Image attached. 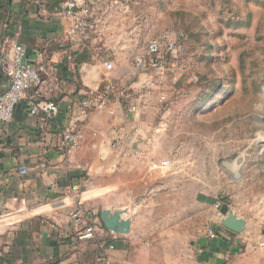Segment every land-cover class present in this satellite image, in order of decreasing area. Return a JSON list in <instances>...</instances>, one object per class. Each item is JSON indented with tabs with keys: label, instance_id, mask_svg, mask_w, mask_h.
<instances>
[{
	"label": "crops",
	"instance_id": "crops-1",
	"mask_svg": "<svg viewBox=\"0 0 264 264\" xmlns=\"http://www.w3.org/2000/svg\"><path fill=\"white\" fill-rule=\"evenodd\" d=\"M89 3L86 6L94 12ZM38 10L33 0H10L8 14L0 20V36L17 33L28 61L36 67L55 63L61 81L55 119L30 117L20 105L11 122L0 124V264H94L97 240L113 245L110 264H264V252L257 247L264 240V220L258 224L240 216L247 229L233 234L216 222L227 212L226 206L216 212V201L198 194L195 178L180 174L160 178L147 171L144 159L123 155L132 139L139 135L144 144L147 132L155 131L151 118L156 98L148 91L153 89L136 97L126 92L138 102L134 114L127 111L129 101L113 98L93 110L84 124L74 125L67 107L110 80V72L94 59L100 46L87 45L93 35L101 38V31L76 43L67 38L68 25L59 15L45 20ZM67 52L78 64L75 73L65 68ZM112 64L117 87L148 82L146 78L136 86L122 80V71L133 67L117 58ZM67 126L80 132L83 140L65 157L57 152L56 143L59 131ZM78 207L89 212L87 221L96 225L93 240L78 239L87 222L72 217ZM198 207L211 217L198 222ZM104 209L125 210L129 233L109 232L101 221ZM208 229L214 230V240L207 237Z\"/></svg>",
	"mask_w": 264,
	"mask_h": 264
},
{
	"label": "rangeland",
	"instance_id": "rangeland-1",
	"mask_svg": "<svg viewBox=\"0 0 264 264\" xmlns=\"http://www.w3.org/2000/svg\"><path fill=\"white\" fill-rule=\"evenodd\" d=\"M88 1L99 18L101 38L93 35L87 45H99L112 63L117 58L132 66L151 38L161 33L183 35L187 53L183 71L158 80L156 93L148 90L156 98L151 118L155 131L147 132L146 139L157 143L156 156L180 163L177 174L196 178L198 194L262 223L264 0L80 3L86 6ZM113 72L114 68L109 79L118 81ZM122 73V80L136 86L151 77L136 70ZM143 84L118 87L136 97L146 90ZM188 162L192 166L186 168ZM208 212L198 207V222L209 219Z\"/></svg>",
	"mask_w": 264,
	"mask_h": 264
},
{
	"label": "built area",
	"instance_id": "built-area-1",
	"mask_svg": "<svg viewBox=\"0 0 264 264\" xmlns=\"http://www.w3.org/2000/svg\"><path fill=\"white\" fill-rule=\"evenodd\" d=\"M33 1L39 8L38 16L48 20L53 14H57L67 23L65 34L69 40L82 43L97 33L99 20L90 8L80 3V0H64L50 12L45 8L43 0ZM183 40L182 34L161 33L151 38L142 51L135 56L132 62L133 69L148 74V76L151 74L148 82L143 84L145 88L158 89V80L183 71L181 64L187 56ZM94 59L102 64L106 71L112 70L113 64L107 60L101 48H95ZM77 66L73 54L67 52L66 70L75 73ZM58 70V66L53 62L36 67L28 61L23 47L18 43L17 33L0 36V78L3 79L0 81V124L11 122L20 105L30 117L49 122L55 119L59 113L58 100L61 93ZM113 98L129 101L128 113L136 112L138 102L129 99L126 91L119 89L111 80H104L100 86L88 90L83 97L74 99L66 112L74 125L84 124L93 110L103 108ZM160 100L164 101L165 97L161 96ZM73 130V127L67 126L58 133L56 150L65 157L78 149L83 140L82 134ZM143 141L139 135L132 139L129 149L123 155L144 159L147 171L160 178L178 173L180 163L176 159L159 158L153 155L152 144L150 142L142 144ZM190 166L192 163L188 162L186 168ZM24 173L22 169L20 174ZM222 208L220 201L214 203L216 212H220ZM72 217L74 219L83 217L84 221H87L90 213L78 207ZM95 231V223L87 221L82 226L78 239L93 240ZM207 237L214 240L217 236L214 230L208 229ZM96 243L97 253L94 257V264H110L108 252L114 249L113 245L101 240H97ZM257 247L264 252V240L257 243Z\"/></svg>",
	"mask_w": 264,
	"mask_h": 264
},
{
	"label": "water",
	"instance_id": "water-1",
	"mask_svg": "<svg viewBox=\"0 0 264 264\" xmlns=\"http://www.w3.org/2000/svg\"><path fill=\"white\" fill-rule=\"evenodd\" d=\"M101 221L104 227L113 234L126 235L130 231V220L127 218L125 210L104 209L101 212ZM218 224L221 228L237 235L244 233L247 229L245 219L237 216L231 210H228L225 215H222Z\"/></svg>",
	"mask_w": 264,
	"mask_h": 264
},
{
	"label": "trees",
	"instance_id": "trees-1",
	"mask_svg": "<svg viewBox=\"0 0 264 264\" xmlns=\"http://www.w3.org/2000/svg\"><path fill=\"white\" fill-rule=\"evenodd\" d=\"M63 1L64 0H46L47 3L45 4V8H48V10H53L57 8ZM9 2L10 0H0V20H3L7 16Z\"/></svg>",
	"mask_w": 264,
	"mask_h": 264
}]
</instances>
